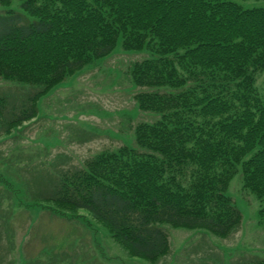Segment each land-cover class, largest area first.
<instances>
[{
  "label": "trees",
  "instance_id": "trees-1",
  "mask_svg": "<svg viewBox=\"0 0 264 264\" xmlns=\"http://www.w3.org/2000/svg\"><path fill=\"white\" fill-rule=\"evenodd\" d=\"M0 8V80L17 83L0 95L5 134L37 117L40 97L116 48L147 53L126 72L138 89L134 107L149 117L128 143L80 164L44 148L42 162L18 166L32 204L64 218L89 213L146 264L170 252L168 227L220 238L237 230L242 213L226 194L236 174L264 217V6L0 0Z\"/></svg>",
  "mask_w": 264,
  "mask_h": 264
},
{
  "label": "rangeland",
  "instance_id": "rangeland-1",
  "mask_svg": "<svg viewBox=\"0 0 264 264\" xmlns=\"http://www.w3.org/2000/svg\"><path fill=\"white\" fill-rule=\"evenodd\" d=\"M235 1L264 6V0ZM18 5L14 1L9 7ZM146 55L116 48L40 97L33 121L9 134L0 125V264H146L128 256L89 213L64 218L32 204L26 179L17 173L18 166L42 162L44 148L80 164L98 151L128 143L132 127L149 116L134 107L138 89L126 69ZM263 80L264 72L258 83ZM15 84L1 79L0 95L16 89ZM226 194L242 213L237 230L220 238L205 230L168 227L170 252L157 264H237L264 257L259 199L240 174L231 179Z\"/></svg>",
  "mask_w": 264,
  "mask_h": 264
}]
</instances>
